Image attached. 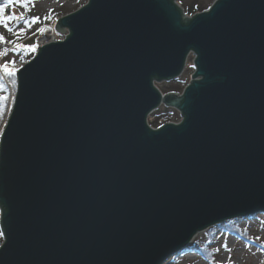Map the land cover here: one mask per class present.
I'll return each mask as SVG.
<instances>
[{"label":"water","instance_id":"obj_1","mask_svg":"<svg viewBox=\"0 0 264 264\" xmlns=\"http://www.w3.org/2000/svg\"><path fill=\"white\" fill-rule=\"evenodd\" d=\"M89 0L17 72L0 264H164L264 214V0ZM194 74L180 94L156 84ZM162 105L180 124L148 117Z\"/></svg>","mask_w":264,"mask_h":264},{"label":"rangeland","instance_id":"obj_2","mask_svg":"<svg viewBox=\"0 0 264 264\" xmlns=\"http://www.w3.org/2000/svg\"><path fill=\"white\" fill-rule=\"evenodd\" d=\"M88 1L79 0L77 3V0H14L12 7L9 6L3 14H0V21H2L0 22V35H3L6 41L0 43V64L8 62L10 69H19V65H25L31 61L35 57L36 51H27L26 46L35 44L37 38L41 36L40 30L49 26L54 28V33H56L59 19L80 10ZM176 1L189 18H192L193 14L197 15L208 11L216 2V0ZM192 11L194 13H191ZM33 18H39L38 22L30 23ZM9 28L12 29L11 32L8 31ZM21 29L24 30V34L18 35ZM64 36L56 33V39L60 40ZM193 60L194 56L191 54L183 75L174 81L156 84L158 90L164 95L171 93L181 95L190 84L194 74ZM11 61H15V64L13 65ZM16 90L17 76L4 83V87L0 88V96L15 97ZM9 104H11V99ZM12 110L13 107L11 111L5 109V117L0 122L1 126H7ZM181 122L180 112L165 105L148 117V125L152 129H160L167 124H180ZM5 128H2V134ZM2 134H0V141ZM232 221L237 223H235L236 229L245 238H238L223 231L222 227L214 226L198 233L183 253L174 258L171 257L164 264H264V214ZM233 222L230 223L233 224ZM0 232H2L1 228ZM3 242L4 238L0 237V245H3ZM195 244L205 247L210 252V260L198 254L199 248Z\"/></svg>","mask_w":264,"mask_h":264},{"label":"snow or ice","instance_id":"obj_3","mask_svg":"<svg viewBox=\"0 0 264 264\" xmlns=\"http://www.w3.org/2000/svg\"><path fill=\"white\" fill-rule=\"evenodd\" d=\"M13 2V0H6V2L0 6V14H3L5 12V10L9 7V5H11ZM79 2V0H77V3ZM39 20V18H33V20L30 23H37ZM2 22V21H0ZM9 32L12 31V29H8ZM42 31V30H40ZM24 34V30L21 29L20 32L18 33V35H23ZM6 42L5 41V37L3 35H0V43ZM26 50L30 51V52H35L37 50V46L35 44L33 45H28L26 46ZM11 63L14 65L15 61H11ZM0 70L3 71V73L9 77H15L17 74V71H19V69H10L8 66V62L0 65ZM0 88H2V84H0ZM11 99V104H9V100ZM16 103V98L15 97H10L9 95H5V96H0V121L3 120L4 116H5V109L7 108L9 111H11L12 107H14ZM3 127H7L6 125L0 126V134H2V128ZM3 232H0V237H3ZM0 247H3L2 245H0ZM225 248L227 247L226 245L224 246ZM218 251V250H217Z\"/></svg>","mask_w":264,"mask_h":264},{"label":"trees","instance_id":"obj_4","mask_svg":"<svg viewBox=\"0 0 264 264\" xmlns=\"http://www.w3.org/2000/svg\"><path fill=\"white\" fill-rule=\"evenodd\" d=\"M6 2V0H0V6H2L4 3ZM13 2H14V0H13ZM9 6H11L12 7V4L11 5H9ZM183 9V8H182ZM191 13H194L193 11L191 12ZM195 14H193V16H194ZM192 16V17H193ZM8 78H9V80L10 79H12L13 77H9L8 76ZM4 83H5V81L4 80H2L1 78H0V84H2V87H4ZM184 91V90H183ZM10 115V114H9ZM5 117V116H4ZM8 118H9V116H8ZM4 119V118H3ZM0 122H2V121H0ZM0 126H1V124H0ZM234 221H236V220H234ZM230 222H233V221H230ZM230 222H226V223H222L221 225H218L219 227H222L224 230L223 231H225V232H227L228 234H231V235H234V236H237L238 238H245L244 237V235H240V232H239V230L238 229H236V227H237V223L236 222H233V224L232 223H230ZM236 223V224H235ZM247 240V239H246ZM198 245V244H197ZM196 244H195V246L196 247H198L199 248V250H198V254H200V256H202L203 258H205V259H207V260H210V252L205 248V247H200V246H197ZM174 258V257H173Z\"/></svg>","mask_w":264,"mask_h":264},{"label":"bare ground","instance_id":"obj_5","mask_svg":"<svg viewBox=\"0 0 264 264\" xmlns=\"http://www.w3.org/2000/svg\"><path fill=\"white\" fill-rule=\"evenodd\" d=\"M42 33L44 34V32L42 31ZM50 37H53V36H49L47 33H46V31H45V35H44V38L46 39V38H48L49 40H52L51 42H49V43H47V44H50V43H53V42H58V41H64L65 39H66V37H67V35L66 36H64V37H61V39L59 40V39H56V38H50ZM48 41V40H47ZM46 42V40H44V43ZM46 44V45H47ZM45 46V45H44ZM44 46H39V47H37V50H36V54H35V56L37 55V53H38V51H39V48H42V47H44ZM33 59V58H32ZM29 62H27L26 64H28ZM25 64V65H26ZM25 65H19L20 66V69L22 68V67H24ZM0 78L2 79V80H4L5 82L6 81H9V78H8V76L7 75H5L4 73H3V71L2 70H0ZM11 115V114H10ZM3 135V134H2ZM212 228V227H211ZM184 251H181L180 253H183Z\"/></svg>","mask_w":264,"mask_h":264},{"label":"built area","instance_id":"obj_6","mask_svg":"<svg viewBox=\"0 0 264 264\" xmlns=\"http://www.w3.org/2000/svg\"><path fill=\"white\" fill-rule=\"evenodd\" d=\"M45 31H46V33H47L49 36H53V37H50V38H56V33H54V29H53V28H50V27H46V28L43 30L44 34L42 33L40 39L37 41V47H39V46H44V45H46L47 43H49V42L52 41V40H49V39H48V41H46V42L44 43V40L47 39V38H46V39L44 38ZM42 37H43V38H42ZM42 40H43V41H42Z\"/></svg>","mask_w":264,"mask_h":264}]
</instances>
